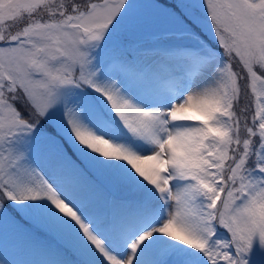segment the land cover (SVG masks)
Returning a JSON list of instances; mask_svg holds the SVG:
<instances>
[{
  "label": "snow or ice",
  "instance_id": "snow-or-ice-1",
  "mask_svg": "<svg viewBox=\"0 0 264 264\" xmlns=\"http://www.w3.org/2000/svg\"><path fill=\"white\" fill-rule=\"evenodd\" d=\"M9 231L22 264H264V0H0Z\"/></svg>",
  "mask_w": 264,
  "mask_h": 264
},
{
  "label": "rangeland",
  "instance_id": "rangeland-1",
  "mask_svg": "<svg viewBox=\"0 0 264 264\" xmlns=\"http://www.w3.org/2000/svg\"><path fill=\"white\" fill-rule=\"evenodd\" d=\"M141 5L160 4L170 5L173 0H136ZM156 11V9H149ZM71 155V152L69 153ZM73 159L75 157L73 156ZM37 249L32 241L21 233L9 231L7 237L0 233V262L7 260L9 264H22V262L37 257Z\"/></svg>",
  "mask_w": 264,
  "mask_h": 264
}]
</instances>
